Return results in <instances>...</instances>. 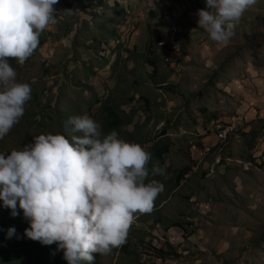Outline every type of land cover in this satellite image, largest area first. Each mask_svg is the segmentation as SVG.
<instances>
[{"label":"rangeland","instance_id":"374dc122","mask_svg":"<svg viewBox=\"0 0 264 264\" xmlns=\"http://www.w3.org/2000/svg\"><path fill=\"white\" fill-rule=\"evenodd\" d=\"M79 1L59 0L57 23L41 34L45 43L13 65L16 81L28 83L32 93L24 115L0 139V153L22 150L35 136L61 134V128L71 137L65 125L74 116L102 129L104 114L93 102L109 100L131 117L124 130L139 139L132 143L151 153L165 142L170 152L164 164L151 155L145 182L162 183L164 191L150 213L135 214L127 249L97 254L94 264H149L153 258L144 250L151 244L165 251H154L160 264H264V37L257 35L264 33V0L243 14L226 46L198 26L206 0ZM117 40L98 56L102 43ZM148 58L157 62L154 74ZM214 112L239 129L220 154L206 134ZM186 166L191 171L178 187L176 175ZM156 167L163 174L154 173ZM0 208L6 209L2 246V225L23 230L22 237L30 222L18 203L16 215L3 199ZM173 222L179 225L168 226Z\"/></svg>","mask_w":264,"mask_h":264},{"label":"clouds","instance_id":"9594fccd","mask_svg":"<svg viewBox=\"0 0 264 264\" xmlns=\"http://www.w3.org/2000/svg\"><path fill=\"white\" fill-rule=\"evenodd\" d=\"M58 2L0 0V139L24 115L32 93L28 83L16 81L8 60L23 64L32 56L42 32L57 23L53 6ZM256 3L206 0V10H198V26L212 41L226 46L243 14ZM116 46L115 41L102 43L98 56L104 58ZM215 122H229L213 120L206 131L219 153V141L209 130ZM65 127L71 141L58 133L39 134L22 150L0 153V199L13 215L18 203L30 222L25 229L28 238L58 242L68 264L81 260L94 264L93 254L108 255L125 243L135 214L150 213L164 185L145 183L151 153L140 144L126 142L115 131L103 134L101 125L87 116L71 117ZM153 172L163 174L158 167ZM13 233L9 229V235Z\"/></svg>","mask_w":264,"mask_h":264},{"label":"trees","instance_id":"16d2710c","mask_svg":"<svg viewBox=\"0 0 264 264\" xmlns=\"http://www.w3.org/2000/svg\"><path fill=\"white\" fill-rule=\"evenodd\" d=\"M77 1V0H75ZM207 6H204V9L206 10ZM172 10V9H169ZM157 17V15H155ZM258 36L264 37V33L257 34ZM40 42L39 47L45 43V38L43 39L40 35ZM37 48V49H38ZM147 62L150 63V65L153 67V74L157 72V62L156 60H152L151 58L147 59ZM8 63L11 67L15 65L16 60L15 59H9ZM154 78V77H153ZM156 82V80H155ZM161 83H166L164 80H162ZM171 87H167L166 90L170 89ZM94 105H99L102 113L104 114L103 118V126L102 131L103 134H107L111 131H115L121 139L126 136V140L128 142H134L139 141V139L136 137L135 133L124 130L126 127L130 126L132 124V119L129 115H127L119 105H112L110 101L103 103L102 101L95 99L93 102ZM207 112V110H204ZM216 120L219 119V116L217 113H211L210 120ZM64 127V126H63ZM64 129L61 128L59 130V133L62 135H65L66 138H68L71 141V137H67L65 133H63ZM163 134H166V129L163 131ZM249 135L252 134V138L248 140L249 147L253 148L256 142L257 133L252 130L248 133ZM143 140L145 139L142 137ZM145 141V140H144ZM201 145V143H199ZM170 152V146L168 143H155L153 147L151 148V155L153 156L152 159L158 160L161 164L165 163L166 157ZM149 167V166H148ZM191 168L189 166H186L184 169L178 171L175 179V184L179 185L182 180L185 179V177L190 173ZM152 181H147L145 183H150ZM2 187V186H0ZM1 200V199H0ZM5 208H0V219L4 215L3 212L5 211ZM170 225L177 226L179 225L177 222H173ZM166 226V227H168ZM9 229H14V233L11 234L9 237L6 235L9 234ZM1 230L3 232L1 237L3 238L2 248L3 250L0 251V264H68V261L64 258V251L63 249L58 247V242H53L52 244H43L40 241L32 240L28 238L26 235L22 237H18V234H22L23 230H20L17 227H5L2 225ZM127 238L125 243L120 246V250H126L128 247V241ZM165 253V251L160 250L159 253L162 254ZM166 254H170L169 252H166ZM96 256L97 254H93ZM85 261L81 260L78 261V264H83ZM86 264V263H84Z\"/></svg>","mask_w":264,"mask_h":264},{"label":"bare ground","instance_id":"6f19581e","mask_svg":"<svg viewBox=\"0 0 264 264\" xmlns=\"http://www.w3.org/2000/svg\"><path fill=\"white\" fill-rule=\"evenodd\" d=\"M115 44L118 45L119 42L115 41ZM169 61H170V58L169 57L166 58V62H169ZM238 119H240V118H238ZM209 130L212 133H214V135L217 138H221L219 140V144L220 145L217 146V150L220 153V152H222L224 150V148H225L226 144L228 143V141L230 140L231 136L234 135L235 132L238 130V126H237V124L235 122H232V124H226V123H222V122H215V123L211 124V127H210ZM203 151H204L205 154H208V153L211 152V148L207 147ZM211 172L213 173L214 171H211ZM150 249L144 250L146 253H148L149 256H151L153 258V260L150 261L149 264H160V260H157V257L154 254V253H156V252H154L155 251L154 248L151 247ZM157 256L159 257V255H157Z\"/></svg>","mask_w":264,"mask_h":264},{"label":"crops","instance_id":"0c3cea01","mask_svg":"<svg viewBox=\"0 0 264 264\" xmlns=\"http://www.w3.org/2000/svg\"><path fill=\"white\" fill-rule=\"evenodd\" d=\"M152 15H154L153 13H152V11L150 12ZM219 120H227V119H224V118H222V119H220V117H219ZM214 140V139H213ZM183 181V180H182ZM182 181H181V183H182ZM180 183V184H181ZM180 184L179 185H177L178 187L180 186ZM158 208H160V206L158 207ZM135 216H139V215H135ZM137 218V217H136ZM157 223H159V221H157ZM164 232V231H163ZM169 232H171L172 234H175V233H177L176 231H170L169 230ZM154 233H156V232H154Z\"/></svg>","mask_w":264,"mask_h":264},{"label":"built area","instance_id":"2783aa9c","mask_svg":"<svg viewBox=\"0 0 264 264\" xmlns=\"http://www.w3.org/2000/svg\"><path fill=\"white\" fill-rule=\"evenodd\" d=\"M218 139V141L221 139V138H217Z\"/></svg>","mask_w":264,"mask_h":264}]
</instances>
